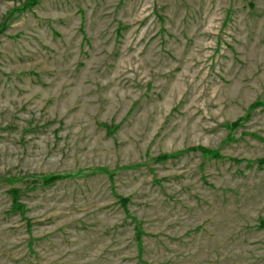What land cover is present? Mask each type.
I'll use <instances>...</instances> for the list:
<instances>
[{"label":"rangeland","instance_id":"374dc122","mask_svg":"<svg viewBox=\"0 0 264 264\" xmlns=\"http://www.w3.org/2000/svg\"><path fill=\"white\" fill-rule=\"evenodd\" d=\"M0 264H264V0H0Z\"/></svg>","mask_w":264,"mask_h":264},{"label":"trees","instance_id":"16d2710c","mask_svg":"<svg viewBox=\"0 0 264 264\" xmlns=\"http://www.w3.org/2000/svg\"><path fill=\"white\" fill-rule=\"evenodd\" d=\"M66 176L63 175H57V176H51L49 178H44L43 180V186H50L51 184L55 183L56 181H60V180H65ZM18 193V190H12L11 194L14 195V209H22L23 206L22 204H20L18 202V200L16 199V194ZM122 200V201H121ZM121 204L123 205V207H126L128 204V200L126 199H121Z\"/></svg>","mask_w":264,"mask_h":264}]
</instances>
